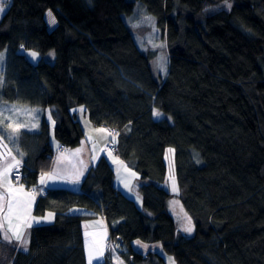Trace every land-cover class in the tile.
<instances>
[{"label": "trees", "instance_id": "1", "mask_svg": "<svg viewBox=\"0 0 264 264\" xmlns=\"http://www.w3.org/2000/svg\"><path fill=\"white\" fill-rule=\"evenodd\" d=\"M140 2L166 42L164 69L128 23ZM23 49L54 51V61L34 64ZM3 51L4 101L41 109L40 128L12 148L22 185L36 188L51 170L53 125L65 148L86 139L82 118L117 132L106 150L139 178L138 198L125 195L103 157L81 191L48 190L34 214L52 211L55 222L32 228L27 251L0 238V264H87L84 224L99 214L110 232L100 264H166L136 241L161 243L177 264H264V0H11ZM170 148L192 236L172 209Z\"/></svg>", "mask_w": 264, "mask_h": 264}, {"label": "rangeland", "instance_id": "2", "mask_svg": "<svg viewBox=\"0 0 264 264\" xmlns=\"http://www.w3.org/2000/svg\"><path fill=\"white\" fill-rule=\"evenodd\" d=\"M10 3H11V0H7V3L5 4L4 11L2 13H0V20H1L2 16L4 15V13L7 11L8 7L10 6ZM142 5L143 4L140 2L137 5L135 13L132 16L127 17L128 23L132 27L134 34H136L135 37L137 36V39L139 41L138 43L140 44V46L142 48L147 49L148 47L153 46L154 47L153 49H159V51H160V54H159L160 63L164 69L166 67V64H167L166 63V56L167 55L165 56V53H164V49H167L166 42L162 41L160 31H159L158 27L154 25V23L156 22L155 18L152 15L148 14V12L145 10V8ZM130 18H133L132 19L133 22H132V20H130ZM129 20L131 21V23ZM131 24L136 25V27H133ZM147 28L150 31L151 35H147L144 39H142V37L140 38V36H139L140 30L141 29H147ZM22 52L25 55H27V57L30 59V61L34 64H37V63L39 64L44 59L48 62L54 61V55H55L54 51H51L47 55H43V54H41L35 50H32V49H23ZM33 52H35L37 54L35 57L31 56V53H33ZM7 56H8L7 51L0 52V142H1V140H3V142L8 144L9 148L12 149L15 141L18 138V135H20L19 133L22 130L35 131V130L40 128V123H41L40 122V116H41V114L39 113V111L41 109L38 107L25 106V105H21V104H17V103H11V102L4 101L3 94H2V92H3L2 70H3L4 65L6 63ZM76 111L82 113L84 110L82 109V111H81V109H80V110H76ZM47 112H49V114H50V110H48ZM82 120L84 121V125L86 128L85 129L86 138L88 137L89 139H91L93 142H95L94 144L100 143L99 148H101L102 145L107 140L110 139L109 142H111L113 140V138L106 132V128L95 126L94 124H92L90 122V120L88 118H87L88 125H86V122L83 118H82ZM9 124H11L14 127L20 126L19 132L13 133L11 128L7 127V125H9ZM33 125H35V126H33ZM89 127H92V128L90 129ZM94 129H97V130L103 129L104 131H100L101 133L100 132H94ZM52 133H53L52 137L55 139L54 143H55V145L58 146L59 143H57L58 141L56 140L55 134H54V125H53V129H52ZM107 144L105 147H107ZM57 146H55V148H57ZM5 148H6V150L8 149L7 146ZM174 154H175L174 148H170L168 150V154H167V162H168V166H169V175H168L167 186L171 190V193L174 195L173 199L171 200V202H173V203H171L172 209H174V212L176 213V215L178 217H181V213L179 211H182V209L181 208L178 209V206H177V204L179 205L180 202L179 203L176 202V201H180V200H178L179 199L178 198L179 197V184H178V181L176 179L175 172H174L175 171ZM125 165H127V164L125 163ZM125 165L116 168V173H117V175H120L121 178H123V179L127 178V180H120L119 182H120V184H123L125 188L127 186L129 188V185H128V183H129V172H131V170H130L131 168L128 165L127 166H125ZM3 174H4V169L2 171H0V179H3ZM134 175H135V177H139V174L136 171H134ZM12 181L13 180L10 177H8V173H7V183H10L13 189H17L20 187L23 188V193L18 194V197H17L20 200L27 199V197L24 195V193H30L31 194L32 190H37L36 188L29 189L28 186L25 184L20 185V186H15ZM0 184H1L0 185V192H3L4 191V184L3 183H0ZM65 189H67V188H65ZM35 207L33 208L31 215L34 214ZM33 216L36 219H39L41 217V216H36V215H33ZM55 216H56V214H55ZM34 221L35 220L30 221L32 226L30 228L28 227L27 234L25 233L26 227L23 230V232L25 234V239L27 240V248L30 244V234H31V230L33 227L39 226V225L44 224V223H45V225H51L55 222L53 220L54 221V222L52 221L53 223H50V222L46 223V221L44 220L41 224L38 225ZM12 223H13V225H15L17 223H20V221L13 219ZM93 223H94L93 221L90 222V224H93ZM188 223H189V220L187 218L181 217L179 226L183 232H185L183 229ZM186 233H188V232H186ZM188 235L192 236L193 230L191 233H188ZM137 242H139V243H137ZM15 243L19 244V242H17V241ZM134 245H135V247H139L142 250L144 248V249H148V251L151 250V251L159 252L160 254L165 256L166 264H177L175 258L172 255L166 254L164 252L163 246L159 242L158 243H144L142 241H136L134 243ZM142 250H140V251H142ZM24 251H27V250H24ZM142 252H144V251H142ZM113 264H124V263L122 261H117V263H116V261H113Z\"/></svg>", "mask_w": 264, "mask_h": 264}, {"label": "crops", "instance_id": "3", "mask_svg": "<svg viewBox=\"0 0 264 264\" xmlns=\"http://www.w3.org/2000/svg\"><path fill=\"white\" fill-rule=\"evenodd\" d=\"M84 120L86 122V125H88L87 118H84ZM101 127L106 128L105 126H101ZM89 128L91 129L92 127H89ZM84 129H86L85 126H84ZM94 132H100V131H97V129H94ZM106 132L109 134V131L107 128H106ZM54 140L55 139L52 137L51 144L55 152L54 159H53V166L49 172L42 173L40 175L39 183L36 187V189L39 192L37 194L36 193L34 194L32 191L31 193V194H34L35 199L31 205L29 222L35 220L34 222L39 225L45 220L46 223H49V222L53 223L56 219V216H55V213L52 211L45 213L39 219H36L33 216L35 214L31 215L33 208L36 206L38 197L40 195H44L50 189L67 188L66 190L81 191L85 176L88 174V172L93 167H95L98 164V162L103 157H106L111 162L114 168L115 186L118 189H120L125 195L133 197V198H138L136 197L137 195L135 193L134 187L139 177H135L134 170L130 169L131 172H129V183H128L129 188L128 186L125 188L124 185L120 184L119 182L120 180H127V178L123 179L121 178L120 175H117L116 173V168L125 165V162L121 160L118 155L112 154L106 150L105 146L110 141V139L107 140L102 145L101 148H99L100 143L94 144L95 142H93L88 137L84 139V141H82L81 144L76 148H68V147L65 148L56 138V140L58 141L56 142L59 143L57 146L55 145ZM6 146L8 148L7 150L5 148ZM55 146H57V148H55ZM13 158H15L16 161H19V165L10 168V170L8 171V177H10L12 180H13L12 178L13 170L17 167H21V162H20L21 159L15 154V152L11 148H9L8 144L4 143L3 140H1L0 142V171L5 169V166L7 164L9 163L14 164ZM42 176H45L44 183H41ZM15 186H20V185H15ZM137 203L140 204L141 200L138 199ZM50 213H51V216L49 217ZM69 214L70 215H94L95 213L93 211H89L88 209H84L82 207H73L69 210ZM2 217H3V213H0V219H2ZM37 221H39V223H37ZM91 221H93L94 223L90 224ZM41 225H45V223ZM5 227H7L6 223H5ZM84 228H85L84 250H85V257H86L87 264H88L89 244L92 245L94 250L101 248V247L103 248V256L99 260L94 258L92 261V264H100V263L105 262L106 256L108 253L107 247H108V243L110 240V232H109L107 223L105 221V218L99 214L93 219L87 220L84 224ZM24 229L25 227H23L22 225V230ZM27 232H28V227H26V230H25L26 234ZM15 242L16 241L13 240L11 243H15ZM17 245L19 246V244Z\"/></svg>", "mask_w": 264, "mask_h": 264}, {"label": "snow or ice", "instance_id": "4", "mask_svg": "<svg viewBox=\"0 0 264 264\" xmlns=\"http://www.w3.org/2000/svg\"><path fill=\"white\" fill-rule=\"evenodd\" d=\"M6 3H7V0H0V13L4 11ZM228 7L230 8L231 5H228ZM48 15L50 17L49 22L54 24L55 18L52 17L51 13H49ZM36 55L37 54L35 52L31 53V56L33 57H35ZM154 114L157 116L160 115L159 112H156ZM7 127L11 128L13 133H17L19 132L20 126L14 127L11 124H9L7 125ZM97 131H104V130L98 129ZM13 161H14V164L9 163L5 166L3 179H0V183L4 184V191L0 192V213H3V217L2 219H0V233H2V237L0 238L8 241L9 243L15 240L19 242V246L21 248H23L24 250H27V240L25 239V234L22 230V225L23 227H29V228L32 226L31 223L29 222V218H30L31 205L35 199V196L34 194L24 193L27 199L20 200L17 197H18V194L23 193V188L20 187L17 189H13L11 184L7 183L8 170L14 166L19 165V161H16L15 158H13ZM44 181H45V176H42L41 183H44ZM50 216H51V213L49 214V217ZM13 219L20 221V223L13 225L12 223ZM5 223L7 224V227H5ZM37 223H39V221H37ZM183 230L188 233L192 232L193 227L191 225L190 220ZM102 256H103L102 247L94 250L92 245L89 244L88 264H92V261L94 258L99 260Z\"/></svg>", "mask_w": 264, "mask_h": 264}, {"label": "built area", "instance_id": "5", "mask_svg": "<svg viewBox=\"0 0 264 264\" xmlns=\"http://www.w3.org/2000/svg\"><path fill=\"white\" fill-rule=\"evenodd\" d=\"M110 134L113 136V138H115L117 136V132L114 129H109ZM107 150L109 151H114V144H112L111 142L107 145L106 147ZM24 174H23V167H17L13 170L12 173V178H13V182L15 185H22L23 181H24ZM33 193L35 194L36 192L33 191ZM112 249H116L114 246H112Z\"/></svg>", "mask_w": 264, "mask_h": 264}]
</instances>
